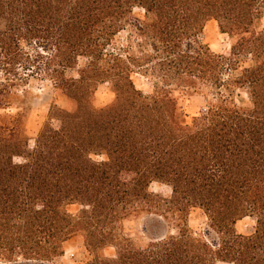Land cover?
I'll return each mask as SVG.
<instances>
[{
    "label": "trees",
    "instance_id": "trees-1",
    "mask_svg": "<svg viewBox=\"0 0 264 264\" xmlns=\"http://www.w3.org/2000/svg\"><path fill=\"white\" fill-rule=\"evenodd\" d=\"M263 16L264 0H0V109L18 102L15 113L0 114L9 121L0 124L1 259L264 264ZM209 20L229 36L228 56L198 40ZM127 27L132 41L112 47ZM240 55L248 66L235 65ZM79 56L86 60L77 64ZM133 73L151 82L149 93ZM43 79L52 103L29 148L20 101L35 97L28 86ZM104 83L114 97L96 106ZM237 90L248 105L236 103ZM192 96L204 104L187 119ZM152 183L167 185L169 197ZM193 208L213 236L193 234ZM144 216L155 221L146 235L159 232V221L167 230L137 245L123 222ZM245 217L254 225L238 232ZM71 238L88 258L57 261Z\"/></svg>",
    "mask_w": 264,
    "mask_h": 264
},
{
    "label": "rangeland",
    "instance_id": "rangeland-1",
    "mask_svg": "<svg viewBox=\"0 0 264 264\" xmlns=\"http://www.w3.org/2000/svg\"><path fill=\"white\" fill-rule=\"evenodd\" d=\"M132 15L141 21L144 20V10L139 7H134L132 10ZM262 25H264V16L261 20ZM132 34V30L130 27L124 28L118 32L112 40V47H125L130 41L128 40V36ZM135 34V33H133ZM198 40L203 43L207 44L211 51L214 53H220L224 54L226 56L229 55V50L231 46V40L229 36L226 33H221L219 31V28L217 26V22L215 20H209L207 21L202 30L198 33L197 36ZM134 41V40H133ZM135 43L133 42V45ZM108 50L111 49V47H107ZM31 55L34 53V51H27ZM42 54H46L45 51H40ZM137 52V51H133ZM145 53H151L153 51H142ZM86 59L84 57L79 56L77 58V61L79 63L85 61ZM250 63V58L247 55H240L235 60V65L239 68L246 67ZM16 67L18 69L22 68L21 64H17ZM68 75H76L74 70H67ZM132 79L135 83V85L143 90L144 93H149L152 89L151 82L144 77L143 75L139 73H133ZM28 90L32 91L35 97H25L20 101L21 104L24 105V107H27L28 111L26 112V124H25V130L26 135L28 137V147L31 148L34 145V138L35 135L40 128L41 124L45 120L48 107L52 103L53 98V90L50 86V82L48 79H43L41 81H35L29 84ZM237 93H239L240 98H235L236 103L239 104V99L242 102V105H248L249 104V98L247 95V92L245 90H237ZM114 97L113 92L110 90L109 85L107 83L98 85V88L94 95V104L96 106H103L107 103H109ZM57 104L62 106L64 105V102L62 98H57ZM9 105L4 106L0 109V114L2 115H12L15 113L17 109V101L10 100ZM204 100L201 96H192L185 100L184 102V109L185 113L187 114V119L195 113L203 106ZM0 124L2 125H8L9 121L7 119H0ZM97 160H102V156H95L94 157ZM150 190L154 191L158 194H161L164 197H169L170 195V188L167 185L160 184V183H152L150 185ZM78 205H69L67 207L69 212L75 213L79 210ZM155 221L151 216H144L139 219L131 218L127 219L123 222V231L125 233H128L134 240L135 244L137 245H144L147 240H149V236L146 235V233L143 232V228L145 226H149L150 224H153ZM188 222L190 225V228L195 236H213V231H211L207 225V218L205 214L198 208H193L190 210L188 215ZM254 225L253 219L250 217H245L239 221L236 222L235 228L238 232H246L247 230L252 229ZM162 229H166L165 223L162 222ZM171 233H174V227L172 225V228L170 230ZM64 253L61 257L57 258V261L60 262H67V263H78L81 261H84L88 258L87 253L85 252L81 242L76 238H71L67 240L64 244ZM104 253L106 255H111L114 253V249L112 247L106 248L104 250ZM18 261H23L19 259ZM8 262L3 261L0 257V264H7Z\"/></svg>",
    "mask_w": 264,
    "mask_h": 264
},
{
    "label": "water",
    "instance_id": "water-1",
    "mask_svg": "<svg viewBox=\"0 0 264 264\" xmlns=\"http://www.w3.org/2000/svg\"><path fill=\"white\" fill-rule=\"evenodd\" d=\"M159 225H160V230L159 232L153 233L151 235H149L150 239H155V238H159L165 235L166 230L162 229V222L159 221ZM7 264H48L45 261H33V260H25V261H17V262H13V263H7Z\"/></svg>",
    "mask_w": 264,
    "mask_h": 264
}]
</instances>
